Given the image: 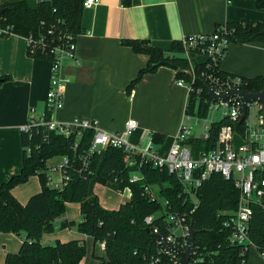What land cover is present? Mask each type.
<instances>
[{"label": "trees", "instance_id": "1", "mask_svg": "<svg viewBox=\"0 0 264 264\" xmlns=\"http://www.w3.org/2000/svg\"><path fill=\"white\" fill-rule=\"evenodd\" d=\"M0 1V8L3 9L0 13V28L9 25L12 34L24 37L39 29L53 27L57 32L66 33V38L71 36L76 40L84 31L83 0ZM121 3L129 6L131 0H121ZM255 5L257 8L264 7V0H255ZM263 29L264 22L244 19L218 23L211 32L203 34L210 36L216 33L219 37H226L230 43H264ZM0 35L8 34L0 32ZM121 42L133 52L148 56L147 64L139 69L127 85L128 95L144 74L154 72L161 66L154 67L155 63L165 60L178 69L189 68L181 39L172 41L168 48L153 46L145 39H123ZM194 50L198 51L199 48L190 51ZM178 69L175 70L176 79H190L189 74ZM193 70L196 74L195 86L201 87L203 91L198 97L193 93L188 95L184 111L201 118L208 112L204 103L207 94L202 72L209 70L204 62H195ZM216 73L221 77L233 75L223 72L220 64ZM242 78L246 82V89L264 86V75ZM9 79V75H0V83ZM247 114L248 109L243 121L232 123L236 131L243 132ZM227 123L230 122L226 118L210 123L205 151L216 148L218 131L221 125ZM92 136L93 131L90 129L83 130L80 136L76 132L65 136L40 124L33 125L28 132L21 130V168L0 183V232H23L24 239L17 252L6 254L4 264H79L86 253L85 244L80 239L41 243L44 233L55 230V219L65 212L66 202H78L82 218L76 224L65 220L59 227L76 226L80 233L91 236L94 242H104V254L99 257L101 264H173L171 254L165 251L158 236L165 235L166 212L189 210L194 205L193 199L182 192V184L166 167H153L149 163H143L140 167L127 165L124 152L116 147L93 153L89 157L88 168L82 170L80 156L88 148ZM164 140V134L151 132V144L160 145ZM201 141V138H190L188 143L199 145ZM59 155L67 156L70 164L63 167L68 179L58 188L47 184V171L48 160ZM134 171H138L142 179L131 183L129 178ZM33 175L39 177L41 190L32 194L23 204L12 190ZM96 184L115 190L129 186L132 195L116 209L104 208L94 192ZM145 185L156 188V201L147 198ZM238 195L234 182L225 179L219 172H211L197 188L198 202L191 214L190 224L196 248L203 255L198 264H241L243 246L229 242L230 230L224 224L229 213L237 207ZM163 201H167V204L164 205ZM155 213H163L154 220L159 228L157 234L144 222L145 216ZM248 234L261 252L264 247V205H252Z\"/></svg>", "mask_w": 264, "mask_h": 264}, {"label": "crops", "instance_id": "2", "mask_svg": "<svg viewBox=\"0 0 264 264\" xmlns=\"http://www.w3.org/2000/svg\"><path fill=\"white\" fill-rule=\"evenodd\" d=\"M258 9L255 0H131L129 6H124L121 0H99L96 5L84 8V31L76 38L78 63L72 60L64 63L63 71L70 80L65 85L64 105L55 113L56 119L67 123L77 117L87 118L104 130L113 131L123 129L126 121L134 118L138 128L130 142L148 146L151 132L162 133L164 142L152 146L160 154L166 153L184 120L187 92L176 83L175 70L161 65L144 74L128 95L127 85L147 64L148 56L133 52L121 40L145 39L153 46L168 48L172 41L183 36L209 33L218 23L244 19L264 22ZM194 57L199 62L204 60L202 56ZM220 69L246 78L264 75V43H230ZM2 74L10 79L0 83V183L21 168V126L28 119L29 108L34 107L40 114L47 111L50 63L48 59L29 56L23 36L0 35ZM194 138H201L203 149L205 139L195 134ZM59 164L61 161L51 165ZM50 176L54 184L61 183L59 170L52 171ZM40 190L39 177L33 175L12 192L24 204ZM65 220L73 221L68 210L55 219V230L44 233L41 243L80 239L86 253L79 264H101L99 257L104 254L101 242H94L91 236L72 230L71 226L59 227ZM23 239V232H0V264H4L7 253L19 250ZM246 264H264V256L252 247Z\"/></svg>", "mask_w": 264, "mask_h": 264}, {"label": "built area", "instance_id": "3", "mask_svg": "<svg viewBox=\"0 0 264 264\" xmlns=\"http://www.w3.org/2000/svg\"><path fill=\"white\" fill-rule=\"evenodd\" d=\"M99 0H83V8H89L96 5ZM225 30V29H224ZM11 26L0 28L3 34L10 33ZM66 33L55 31L53 27L39 29L24 36L27 43V51L31 56H41L49 60L50 79L46 92L45 113H37L34 107L29 108L28 119L21 126L22 131L28 132L33 125H45L49 130H54L65 136L76 132L77 136L82 134L83 130L90 129L93 136L88 148L80 156L81 169L86 170L89 164V157L108 147H116L124 152V161L127 165H137L140 167L143 163H149L153 167H166L170 173H174L182 184V192L193 199V207L189 210L170 211L165 214V235H159L158 239L165 247V251L171 254L173 264H178L179 257L176 253L169 250L163 242V238L185 251L189 245L191 233L193 232L190 224V217L197 206L196 190L201 183L208 178L211 172L221 173L225 179H231L239 191L237 207L229 213L225 220V225L230 230L229 242L241 244L243 249L241 264H246L245 254L255 245L251 242L248 234L249 222L252 216V205L259 203L264 205V110L258 101L247 103V109L250 104H258V123L246 125L243 132L234 129L232 123L240 120L242 112V102L239 95L228 96L225 99L217 98L214 100L208 94V88H213L216 94L226 92L228 89H246L245 81L242 76L228 75L219 76L216 71L219 69L221 60L227 53L230 42L224 36L219 37L213 33L208 36L205 34L187 35L181 38L184 47V56L186 57L190 69V79H176V83L185 88L187 97L189 94H195L198 97L202 93L201 87H196V74L193 70L195 62H199L194 56H202L204 65L209 72H202L206 82V94L204 103L207 110H219L221 118H226L230 123L221 125L217 134L216 148L205 151L204 148L199 151L197 157H194L188 145V140L194 136L192 124H186V121L198 119L194 114H184V120L181 123L172 144L164 154H160L153 148L152 144L148 146H138L130 142V137L138 128V122L134 118H129L121 130H104L99 127L94 120L87 118H74L72 121L64 123L55 117V113L64 105V88L70 78L64 73V63L66 60H72L78 63L75 55L76 40L71 36L66 38ZM199 48L198 51H190ZM249 90V89H248ZM220 118V119H221ZM209 124L204 125L203 139L208 137ZM70 164L67 156H62L61 164L50 165L47 171V184L51 187H61L68 179L64 175L63 167ZM61 172V183L54 184L50 176L52 171ZM142 179L138 171L130 174L129 182H135ZM126 191V199L132 195L131 188L125 186L122 189ZM118 190V191H119ZM144 192L150 201L157 200L156 190L153 186L145 185ZM166 205L167 201H163ZM163 213H155L144 217V222L152 227V232L158 233V226L154 220ZM104 248V242H101ZM256 248V247H255ZM264 256V247L260 252ZM203 259L200 249L194 244L191 257L187 264H198Z\"/></svg>", "mask_w": 264, "mask_h": 264}, {"label": "rangeland", "instance_id": "4", "mask_svg": "<svg viewBox=\"0 0 264 264\" xmlns=\"http://www.w3.org/2000/svg\"><path fill=\"white\" fill-rule=\"evenodd\" d=\"M2 2V1H0ZM262 14V19H264V7L258 9ZM221 115L219 110H209L204 117L196 119H191L190 121H186V124H192L196 121V124L193 127L194 134L198 137H203L204 135V125L210 124L213 121L220 120ZM246 125H251L258 123V104H250L248 106V114L245 120ZM203 142L197 145H188L194 157H197L199 151L202 149ZM62 156H55L53 157L48 165L60 163ZM55 179H57V173L53 174ZM155 188V187H154ZM156 190V188H155ZM95 194L98 196L99 203L102 207L108 209H116L119 205L126 200V191L125 190H115L111 187H108L103 184H98L95 187ZM67 203H69L67 205ZM65 203V211L68 210L69 217L73 219V221L78 223L82 216L80 213L79 203L78 202H67ZM68 226H64L65 228ZM72 230H77L76 226H71ZM95 257V256H94ZM96 258V257H95Z\"/></svg>", "mask_w": 264, "mask_h": 264}, {"label": "water", "instance_id": "5", "mask_svg": "<svg viewBox=\"0 0 264 264\" xmlns=\"http://www.w3.org/2000/svg\"><path fill=\"white\" fill-rule=\"evenodd\" d=\"M2 12H3V9L0 8V13H2ZM263 33H264V29H263ZM159 65H165V66H168L174 70L178 69L176 65H174L168 61H165V60L153 64L154 67H157ZM178 70L180 72H184L186 74H190V72H191L190 69H178ZM208 94L214 100H216L217 98L225 99L228 96L239 95L241 98V102H242V112H241V116H240L239 121L244 120V118L246 116V112H247V103H249V102L258 101L264 110V86L260 89L259 88H253L251 90H248V89H228L226 92L221 93V94H216L213 88H208ZM163 242L169 250H171L172 252H174L178 255V257H179L178 264H187L189 262V259L191 257V253H192V249H193V246L195 244L194 232L191 233L189 245L187 246L185 251H182L181 249H179L175 245L167 242L164 238H163Z\"/></svg>", "mask_w": 264, "mask_h": 264}]
</instances>
